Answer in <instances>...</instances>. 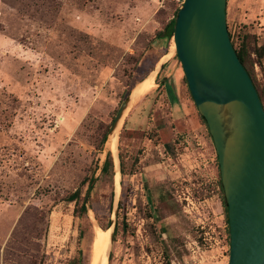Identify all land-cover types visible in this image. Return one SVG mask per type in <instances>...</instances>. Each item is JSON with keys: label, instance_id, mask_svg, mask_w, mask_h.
I'll return each instance as SVG.
<instances>
[{"label": "rangeland", "instance_id": "rangeland-1", "mask_svg": "<svg viewBox=\"0 0 264 264\" xmlns=\"http://www.w3.org/2000/svg\"><path fill=\"white\" fill-rule=\"evenodd\" d=\"M183 2L0 0V264H91L112 220L108 264L229 263L217 155L182 71L187 117L142 97L117 142L121 174L112 153L101 171L102 129L168 54L157 85L178 63L173 39L156 36ZM227 25L263 89L264 0H228ZM97 163L81 214L65 199L79 188L86 198Z\"/></svg>", "mask_w": 264, "mask_h": 264}, {"label": "water", "instance_id": "water-1", "mask_svg": "<svg viewBox=\"0 0 264 264\" xmlns=\"http://www.w3.org/2000/svg\"><path fill=\"white\" fill-rule=\"evenodd\" d=\"M227 1L184 0L172 38L176 48L173 57L182 66L189 92L199 115L207 123L218 158L228 206V264H264V107L233 47L227 25ZM165 58L148 77L160 75L171 56ZM171 88L174 91V85ZM131 95L112 122L108 140L125 118ZM107 150L108 156L112 152ZM112 156L114 172L118 170L121 174L119 150L118 167L113 153ZM96 180L95 177L87 192V202ZM117 198L115 191L114 201ZM114 224L112 220L107 229L111 230L110 249Z\"/></svg>", "mask_w": 264, "mask_h": 264}, {"label": "trees", "instance_id": "trees-1", "mask_svg": "<svg viewBox=\"0 0 264 264\" xmlns=\"http://www.w3.org/2000/svg\"><path fill=\"white\" fill-rule=\"evenodd\" d=\"M180 8L181 7H178L177 9H175L174 14H173V18L166 24V26L164 27L162 32H158L157 33L156 38H162V37H168L169 39L173 38L175 25H176V19H177L178 12H179ZM230 37H231V40H232V34L231 33H230ZM246 39H248V37ZM232 44H233V47H234L235 51L237 52L239 60L241 61L242 65L244 66V68L248 72L249 76L253 80L254 85L257 88L259 97H260L261 102H262L263 107H264V88L260 89L258 87L257 83H256V79L254 78V71L252 70V68L254 66V62L251 59V53H250V50H249V44L246 41H243L238 47H236L234 42H233V40H232ZM255 50H256V53H257V56L259 57V59L264 57V46H262L261 48H257ZM184 80L187 83L185 75H184ZM199 117L202 120V122L204 123V125L206 126L207 131L209 133L206 121L200 115H199ZM111 124L106 126V127H104L102 129V131H101V137H100V141H99V144H98L99 150H101V151L103 150V148L105 147V145L107 143L108 134H109V130H110ZM209 136H210V134H209ZM210 138H211V136H210ZM217 162H218V158H217ZM110 164H111V157H110V154H108L106 162H105V164H104V166L102 168V173L106 174L108 172V168H109ZM217 165L219 167V164H217ZM98 169H99V164L97 163L96 167H95V170H94V173L92 174V176L90 178H85L82 181L81 185L82 186L87 185L88 186L87 188L90 189L91 184H92V182L94 180L95 172ZM219 187H220V190H221L222 201H223V205H224V208H225V217H226V222H227V225H228V227H227L228 228V243H229V247H230L229 222H228V206H227L226 201H225V196H224V191H223V186H222V183H221V179H219ZM65 200H67L68 202H76L77 206L79 207V210H80L81 214H86L87 213V207H86L87 206V201H86V198L82 199L81 188L77 189L75 192L70 193V195L68 197H66ZM108 228L109 227H106L105 229H108Z\"/></svg>", "mask_w": 264, "mask_h": 264}, {"label": "bare ground", "instance_id": "bare-ground-1", "mask_svg": "<svg viewBox=\"0 0 264 264\" xmlns=\"http://www.w3.org/2000/svg\"><path fill=\"white\" fill-rule=\"evenodd\" d=\"M172 52L175 53V44L172 41L171 44ZM157 86L155 82L154 75L150 78L145 79V81L139 83L137 87L131 93V103L129 108L125 113V117L127 113L137 104V102L144 96L148 95L155 89ZM125 118L120 122L116 132L109 138L107 145L110 151L117 155V142L120 137L121 129L123 127ZM91 214V213H90ZM110 237H111V230L101 229L99 228L96 231V239L93 244V258L91 264H108L109 260V252L110 250Z\"/></svg>", "mask_w": 264, "mask_h": 264}, {"label": "crops", "instance_id": "crops-1", "mask_svg": "<svg viewBox=\"0 0 264 264\" xmlns=\"http://www.w3.org/2000/svg\"><path fill=\"white\" fill-rule=\"evenodd\" d=\"M169 62L170 61L165 64L161 73L164 72V70L168 69ZM173 66V69L170 70V72L168 71L164 75L163 81L159 82L157 88L152 93L147 95L140 104L148 103L151 105L152 109L154 106L157 107L161 103L162 97H164L163 99L167 100V103L170 107V116L172 117V120L174 118L184 119L185 117H187L188 111L185 107L186 103L182 102L184 89L179 74L181 71L183 72V69H179V67H181L179 63H176ZM171 85H174V91L171 88ZM159 94H161V98L158 99ZM186 106L188 107L189 104H187Z\"/></svg>", "mask_w": 264, "mask_h": 264}, {"label": "flooded vegetation", "instance_id": "flooded-vegetation-1", "mask_svg": "<svg viewBox=\"0 0 264 264\" xmlns=\"http://www.w3.org/2000/svg\"><path fill=\"white\" fill-rule=\"evenodd\" d=\"M182 67V66H181Z\"/></svg>", "mask_w": 264, "mask_h": 264}]
</instances>
